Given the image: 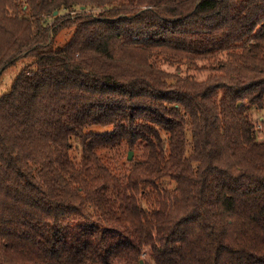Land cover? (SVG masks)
Wrapping results in <instances>:
<instances>
[{
  "label": "trees",
  "instance_id": "trees-1",
  "mask_svg": "<svg viewBox=\"0 0 264 264\" xmlns=\"http://www.w3.org/2000/svg\"><path fill=\"white\" fill-rule=\"evenodd\" d=\"M17 61L0 264H264V0H0Z\"/></svg>",
  "mask_w": 264,
  "mask_h": 264
},
{
  "label": "rangeland",
  "instance_id": "rangeland-1",
  "mask_svg": "<svg viewBox=\"0 0 264 264\" xmlns=\"http://www.w3.org/2000/svg\"><path fill=\"white\" fill-rule=\"evenodd\" d=\"M93 13H96V10H92ZM67 13V12H65ZM65 13H63V15H60L59 18L63 17L65 15ZM75 12H70V16H73ZM53 20L48 19L47 22V27H49L48 29V36H49V40L52 39L53 37V30L50 29V26L53 24ZM69 32L70 29H63L61 30L57 35H54V40H53V44L54 46H60L62 44H64L67 39L69 38ZM21 69V62L17 61L14 64L10 65L9 67H7L2 73H0V94L4 93L7 91V89L9 88L12 80L14 79V77L17 75V73L19 72V70ZM172 70V69H171ZM258 112L254 113V118L256 116H258ZM101 129L99 127L95 128L94 131H100ZM258 136L260 138L264 137V126L261 130H259ZM131 150H128L125 146H121L118 149L113 150L112 152H110L107 156V158H109L111 160V162L115 165V167L120 170L121 172H125L128 171V169L130 168V161L131 160H135L138 159V153L131 151V159H128V153ZM75 155H78L77 153H74ZM78 158V156H77ZM164 185L167 189H172L173 188V184L170 183V181L168 179L164 180ZM152 197V195H151ZM142 203L144 204L145 208H149L152 205V201L151 199L146 200V198H143ZM146 264H153V262L146 257Z\"/></svg>",
  "mask_w": 264,
  "mask_h": 264
},
{
  "label": "water",
  "instance_id": "water-1",
  "mask_svg": "<svg viewBox=\"0 0 264 264\" xmlns=\"http://www.w3.org/2000/svg\"><path fill=\"white\" fill-rule=\"evenodd\" d=\"M57 12H54V14H56ZM131 151L128 153V159H131ZM140 264H142V261H140Z\"/></svg>",
  "mask_w": 264,
  "mask_h": 264
},
{
  "label": "built area",
  "instance_id": "built-area-1",
  "mask_svg": "<svg viewBox=\"0 0 264 264\" xmlns=\"http://www.w3.org/2000/svg\"><path fill=\"white\" fill-rule=\"evenodd\" d=\"M263 126L261 124L258 125V129L261 130Z\"/></svg>",
  "mask_w": 264,
  "mask_h": 264
}]
</instances>
